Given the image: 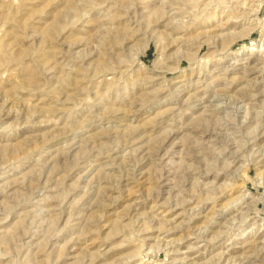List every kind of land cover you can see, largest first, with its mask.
I'll return each instance as SVG.
<instances>
[{
    "label": "rangeland",
    "instance_id": "rangeland-1",
    "mask_svg": "<svg viewBox=\"0 0 264 264\" xmlns=\"http://www.w3.org/2000/svg\"><path fill=\"white\" fill-rule=\"evenodd\" d=\"M0 264H264V0H0Z\"/></svg>",
    "mask_w": 264,
    "mask_h": 264
},
{
    "label": "bare ground",
    "instance_id": "bare-ground-1",
    "mask_svg": "<svg viewBox=\"0 0 264 264\" xmlns=\"http://www.w3.org/2000/svg\"><path fill=\"white\" fill-rule=\"evenodd\" d=\"M255 70V69H254Z\"/></svg>",
    "mask_w": 264,
    "mask_h": 264
}]
</instances>
